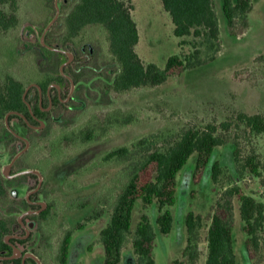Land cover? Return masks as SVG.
<instances>
[{
  "label": "rangeland",
  "instance_id": "1",
  "mask_svg": "<svg viewBox=\"0 0 264 264\" xmlns=\"http://www.w3.org/2000/svg\"><path fill=\"white\" fill-rule=\"evenodd\" d=\"M124 1L132 7L138 30L135 51L144 63L163 68L168 57L190 52L191 39H184L188 43L179 46L180 39L173 36L170 17L159 0ZM73 3L74 0H17L15 11L0 4L1 11L17 18L14 27L0 30V85L6 76L21 82L27 88L30 108L37 102V93L29 87V79H36L31 82L36 85L57 76L54 59L46 57L39 42L42 40L44 45L52 30L57 32L54 37L61 35L63 28L58 21ZM213 4L221 43L215 60L158 87L108 90L105 77L112 76L117 67L101 27L86 29L77 38L79 46L52 47L61 54L62 70L80 53L82 61L75 62L73 68L83 65L81 70H85L89 81L71 83L70 91L67 86L59 87V97L65 98L63 106L50 101L42 127L32 125L26 131L13 118L5 126L15 137L5 132L0 136V174L7 179V199L1 202L0 210L11 220V237L16 240L13 245L22 255L34 256L35 259L30 258L33 263L28 264H57L56 252L68 231L72 237L67 264L103 263L99 233L108 223L113 203L124 186L127 165L116 157H108L111 151L132 148L141 140H146V146L153 150H162L183 129L219 125L240 113L264 115V0H251L246 26L238 20L231 31L221 11V0H213ZM58 6L63 9L60 11ZM53 94L49 93V100ZM38 95L42 103L45 97L40 90ZM15 127H19L16 134ZM226 136V144L214 149L198 184L192 182L195 154L178 173L176 202L171 208L173 226L168 235L157 229L156 206L143 209L137 203L133 229L140 214H146L156 234L155 264H188L182 253L184 220L190 211L202 218L195 264H205L207 227L226 188L236 185L256 201H263L264 133H252L241 125ZM234 142L239 145L237 159ZM252 155L258 163V176L242 167L245 158ZM215 162L220 172L213 182L211 167ZM9 165L11 177L7 178L4 171ZM35 172L41 176L42 184L32 194L39 181ZM29 197L33 207L25 204ZM40 203L44 204L41 211H47L43 217L37 212ZM238 209L234 198L232 235L236 264H264V241L253 259L248 257ZM28 212L32 213L26 215ZM19 220L25 229L18 225ZM3 260L0 258V264H10ZM121 264H135L130 240L123 247Z\"/></svg>",
  "mask_w": 264,
  "mask_h": 264
},
{
  "label": "trees",
  "instance_id": "2",
  "mask_svg": "<svg viewBox=\"0 0 264 264\" xmlns=\"http://www.w3.org/2000/svg\"><path fill=\"white\" fill-rule=\"evenodd\" d=\"M159 1L170 17L173 36L180 39L179 46L182 48L188 43L184 39H191L188 43L191 49L189 53L168 57L163 68H159L154 63H144L135 51L138 30L133 21L132 7L129 3L124 0H74L69 11L63 12L58 21L63 28L61 35L54 37L57 32L52 30L44 39V45L42 40L39 42L40 50L47 53L46 57L50 56L51 60L54 59L57 76L37 82L36 87L31 83L36 79L33 77L29 79L31 81L29 87L37 93V102L28 108L27 88L11 76H6L0 85V136L5 132V135L15 137L13 132L5 126L6 117L8 122L13 118L18 119L20 121L18 126L30 131V126H40L42 120L48 115L45 109L49 107L50 101L53 105L63 106L62 99L65 98L59 97V87L67 86L70 91L71 83L78 85L89 81L90 77H85L87 74L85 70H81L83 65L73 68L75 62L82 61L80 53L62 70L60 67L64 62L61 54L59 50L52 48L54 45H56L55 48L68 45L79 46L80 40L77 41V38L83 36L88 28L103 29L106 34L108 52L117 67L112 76L105 77L108 90L124 92L133 88L158 87L185 71L214 61L221 43L213 0ZM0 4L8 5L15 11L17 0H0ZM58 7L60 11L63 9L62 6ZM251 10V0H221V11L230 31L238 20L245 27ZM16 24L17 18L14 14L8 15L0 10L1 31H7ZM82 51L84 52V49ZM39 90L45 97L42 103L39 100ZM25 92V100H23ZM51 92L54 94L49 100ZM80 98H82L81 94ZM241 125L252 133L262 134L264 133V115L240 113L233 120L219 125L209 124L203 129H183L162 150H153L146 146V140H141L132 148L111 151L108 157H116L118 160L125 161L127 165L124 186L113 203L108 223L99 233L103 249L102 264H121L122 250L129 240L135 264H155L156 234L148 216L140 214L133 229L137 203H141L143 209L152 205L156 206L157 229L160 234L168 235L173 226L171 208L176 202L178 173L195 154L192 182L194 185L198 184L214 149L225 145V136L233 128H239ZM18 128H14L15 134L18 133ZM85 131L88 130L85 129ZM233 147L234 156L237 159L238 143L234 142ZM242 167L243 170L258 176V163L254 155L246 157ZM211 172V179L216 182L220 172L217 162L212 165ZM6 181L7 179L0 174V205L7 199V191L4 187ZM234 198L239 203L238 212L243 223V233L246 235L245 248L249 258L253 259L264 241V198L263 201L258 202L246 195L240 187L233 185L222 192L213 209L205 239L207 244L205 264H236L232 235V200ZM30 199L31 197L26 198L25 204L33 207L34 204L28 202ZM46 213L47 211H40L38 216L43 217ZM18 225L20 226L19 223ZM11 226L10 218L0 210V258H3L6 263L21 264V258H10L12 255L10 244L13 245V242H16L12 238ZM184 226L186 238L182 255L188 264H195L198 259L202 218L190 211L185 216ZM71 235V231H68L58 246L55 256L57 264H67ZM8 236H12L8 241L10 244L5 242ZM25 260L24 264L33 263L30 258Z\"/></svg>",
  "mask_w": 264,
  "mask_h": 264
},
{
  "label": "water",
  "instance_id": "3",
  "mask_svg": "<svg viewBox=\"0 0 264 264\" xmlns=\"http://www.w3.org/2000/svg\"><path fill=\"white\" fill-rule=\"evenodd\" d=\"M68 58H69V60L71 59V56L69 54H68ZM34 86L36 87V85H34ZM25 95H26V92L23 94V100H25ZM26 105L28 106V108H30V104L28 102H26ZM5 122H6V125H7V117L5 119ZM42 126H43V123L41 122L40 127H42ZM27 145H28V143L26 142V147H27ZM9 169H10V165L7 166V168L4 171V176L7 177V178L11 177V176L8 175V170ZM35 173L38 175L39 181H38V185H37L36 189L34 190V192L37 191L40 188L41 184H42V178H41V176L37 172H35ZM40 206H41V209L39 211H37V212H40L43 209L44 204L43 203H40ZM37 212H33V213H37ZM30 213H32V212H28L26 215H28ZM19 224H20V226L23 229H25V226H24V224H23L22 221L19 220ZM10 237L11 236H8V237L5 238V242L7 244H10V243H8ZM10 246L12 248V255L10 256L11 259H16V258L21 257V264H24L26 258H33V259H35L34 256L32 254H30V253H25V254L22 255L21 252H20V250L15 245L10 244Z\"/></svg>",
  "mask_w": 264,
  "mask_h": 264
},
{
  "label": "flooded vegetation",
  "instance_id": "4",
  "mask_svg": "<svg viewBox=\"0 0 264 264\" xmlns=\"http://www.w3.org/2000/svg\"><path fill=\"white\" fill-rule=\"evenodd\" d=\"M47 111V109H45ZM32 205H33V202H32ZM35 205V204H34Z\"/></svg>",
  "mask_w": 264,
  "mask_h": 264
}]
</instances>
